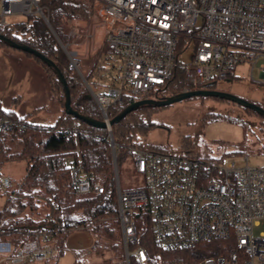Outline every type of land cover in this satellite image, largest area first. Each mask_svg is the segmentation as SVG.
I'll use <instances>...</instances> for the list:
<instances>
[{"label": "built area", "instance_id": "2783aa9c", "mask_svg": "<svg viewBox=\"0 0 264 264\" xmlns=\"http://www.w3.org/2000/svg\"><path fill=\"white\" fill-rule=\"evenodd\" d=\"M41 3L0 0V33L15 14H38L48 23ZM93 10L104 26L108 54L121 62L115 77L93 84L84 79L108 124L111 146L115 142L111 112L130 99L132 103L163 99L162 93L180 75L186 79L183 92H189L233 82L237 67L249 64L251 81L264 88V0H94ZM187 49L193 50L189 59ZM65 51L69 68L79 71L78 53ZM1 127L12 128L8 123ZM128 149L143 185L124 191L116 180L125 264H264V168L225 165L192 151ZM72 175L76 192H104L79 168H73ZM139 209L149 210L155 244L161 250H188L217 240L230 241L231 250L200 261L162 263L147 247L137 245ZM259 226L263 231L256 235ZM51 236L36 234L14 256H7L10 263L55 258L57 240Z\"/></svg>", "mask_w": 264, "mask_h": 264}, {"label": "trees", "instance_id": "16d2710c", "mask_svg": "<svg viewBox=\"0 0 264 264\" xmlns=\"http://www.w3.org/2000/svg\"><path fill=\"white\" fill-rule=\"evenodd\" d=\"M41 6L48 23L41 15H28L25 22L15 24L17 34L7 33L8 28L3 34L54 61L66 77L74 109L102 120L99 106L84 87L80 75L69 68V58L60 44H69L74 39L68 21L92 20L93 0H42ZM27 54L42 65L51 85V99L60 109H64V86L54 69L35 55ZM96 65L88 76L89 82ZM185 81L184 75L175 78L163 97L182 93ZM201 89H214V85H202ZM132 102V99L127 100L124 106L114 109L111 116L114 118ZM160 108L141 107L113 126V137L118 144L119 174L122 166L131 158L130 146L150 149L137 140L139 135L147 134L154 125L149 119L150 113ZM243 109L257 114L251 109ZM61 113L54 125H44L0 108V170L10 162L27 163L26 174L18 183L11 181L10 185H5L0 174V196L5 199L0 209V244L9 247L8 255L0 253V259L14 256L23 243L41 232H48L57 240L58 253L55 258H60L66 251L70 234L84 230L94 239L95 247L112 248L117 263L125 264L114 155L108 141V131L67 115L65 110ZM220 118L221 115L211 114L204 120ZM3 123H8L12 128L2 129ZM73 168H79L92 183L102 185L104 192H76L73 189ZM135 221L137 245L147 247L162 263L218 257L226 255L232 247L228 240H217L201 243L193 249L164 251L155 244L149 210L136 211Z\"/></svg>", "mask_w": 264, "mask_h": 264}, {"label": "rangeland", "instance_id": "374dc122", "mask_svg": "<svg viewBox=\"0 0 264 264\" xmlns=\"http://www.w3.org/2000/svg\"><path fill=\"white\" fill-rule=\"evenodd\" d=\"M27 18L25 14L9 16L7 33L17 34L15 24L25 22ZM68 25L74 39L65 48L78 53L80 70L74 72L80 75L84 87V79L88 78L96 64L90 83L115 77L121 62L108 54L104 26L94 12L92 20H72L68 21ZM192 54L193 50L187 49L185 58L189 59ZM250 69L249 64L238 66L233 82H219L214 89L232 93L264 108V88L251 81ZM109 71L111 73L107 74ZM254 78L260 80L258 68ZM0 108L44 125H54L64 110L51 99V85L42 65L26 52L4 42H0ZM211 114L221 115V118L204 120ZM149 119L154 125L147 134L138 136L137 141L141 145L172 153L192 151L225 165L235 163L239 167L264 168V117L247 112L232 102L215 98L186 100L152 111ZM26 171L25 161L10 162L1 168L0 174L5 185H10L11 181L13 184L20 182ZM119 177L124 191L143 185L142 175L137 173L132 155L122 166ZM6 179L10 184L6 183ZM4 200L0 196V209ZM262 231L263 226L255 229L256 235ZM93 242L88 231H73L63 256L31 264H118L112 248L95 247ZM0 253L8 255L7 244H0ZM123 253L125 257V250ZM0 264L11 263L5 256L0 259Z\"/></svg>", "mask_w": 264, "mask_h": 264}, {"label": "water", "instance_id": "95a60500", "mask_svg": "<svg viewBox=\"0 0 264 264\" xmlns=\"http://www.w3.org/2000/svg\"><path fill=\"white\" fill-rule=\"evenodd\" d=\"M0 41L6 43L10 47L22 50L26 53H30L35 55L36 57L40 58L42 61H44L49 67L53 68L54 71L56 72L58 79L61 81V83L64 86V91H65V103H64V110L67 115L74 116L77 119L83 120L90 126L96 127V128H102V129H107L108 124L102 120L94 119L91 117H88L76 109H74L73 104H72V95H71V90L69 88L68 82L66 80V77L64 73L58 68V66L55 64L54 61L46 58L43 56L41 53L38 51L32 49L31 47L20 44L8 37H6L4 34L0 33ZM65 50V45L60 43ZM217 98L220 100H226L229 102H232L234 104H237L243 108L246 109H251L252 111L256 112L260 116L264 117V108L261 107L260 105L253 103L249 100H246L244 98H241L237 95H234L229 92H224V91H219L215 89H199V90H194V91H189V92H182L180 94L174 95V96H169L166 98H161V99H145V100H139L136 101L129 106H127L121 113H119L117 116H115L111 122H110V127H113L115 124L120 123L125 117H127L130 113L140 109L141 107L144 106H153V107H167L174 105L176 103H180L186 100H190L193 98ZM113 135V134H112ZM115 142H113L112 150H113V155H114V164H115V173H116V180L119 181V173H118V162H117V151L115 147Z\"/></svg>", "mask_w": 264, "mask_h": 264}]
</instances>
